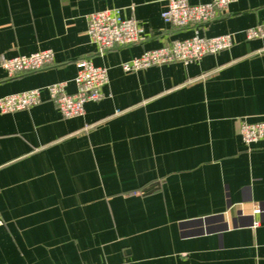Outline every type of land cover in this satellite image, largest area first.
<instances>
[{"label":"crops","instance_id":"1","mask_svg":"<svg viewBox=\"0 0 264 264\" xmlns=\"http://www.w3.org/2000/svg\"><path fill=\"white\" fill-rule=\"evenodd\" d=\"M166 6L0 0V62L52 51L33 72L0 68V97L42 96L0 112V264H264V142L245 146L238 134L239 120H264V38L243 33L264 22V0L180 28L163 21ZM110 8L144 32L100 52L87 16ZM195 34H231L232 44L187 64L120 67ZM79 60L106 68L108 84L65 118L44 88L64 82L73 94Z\"/></svg>","mask_w":264,"mask_h":264},{"label":"built area","instance_id":"2","mask_svg":"<svg viewBox=\"0 0 264 264\" xmlns=\"http://www.w3.org/2000/svg\"><path fill=\"white\" fill-rule=\"evenodd\" d=\"M235 0H210L207 3L191 5L187 0H167L162 12L163 21L176 28L191 24L205 23L213 19L218 12H224ZM142 26L132 17L122 15L121 9L110 8L94 11L87 16V34L100 52L115 46H130L138 43L143 35ZM246 40L264 38V22L243 31ZM232 44L231 34L202 37L197 34L182 40H173L159 48L145 50L139 56L120 64L124 72H132L151 66L170 63H190L208 54H216L228 49ZM52 61L50 49L29 55L4 58L0 62L8 78L19 74L39 70ZM74 77L75 92L68 94L65 83L60 82L45 86L48 99L53 101L61 115L70 118L83 114L84 104L99 100L102 89L108 84L107 70L93 65L89 60L76 62ZM42 101L41 89H32L0 97V112L9 113L27 109ZM238 134L245 146L264 142V120L247 122L238 121ZM257 212V210H255ZM4 224L0 216V226Z\"/></svg>","mask_w":264,"mask_h":264}]
</instances>
